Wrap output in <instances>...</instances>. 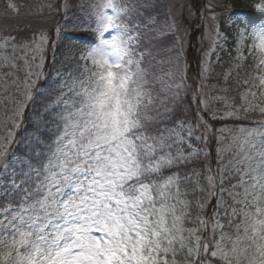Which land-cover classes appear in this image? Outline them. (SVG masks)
<instances>
[{
    "label": "snow or ice",
    "instance_id": "obj_1",
    "mask_svg": "<svg viewBox=\"0 0 264 264\" xmlns=\"http://www.w3.org/2000/svg\"><path fill=\"white\" fill-rule=\"evenodd\" d=\"M250 8L7 0L0 264H264V0Z\"/></svg>",
    "mask_w": 264,
    "mask_h": 264
},
{
    "label": "trees",
    "instance_id": "obj_2",
    "mask_svg": "<svg viewBox=\"0 0 264 264\" xmlns=\"http://www.w3.org/2000/svg\"><path fill=\"white\" fill-rule=\"evenodd\" d=\"M21 2L25 3V4H28V5H32V4H35V3H38L39 0H21ZM200 2L202 3L203 0H200ZM5 6H6V1L4 0H0V18L3 17V13H4V10H5ZM232 6L237 10V12H240V13H247V12H251L253 11L250 6H244L240 3V0H233L232 1ZM240 8H244L242 10H240ZM31 19V17L28 15V9L25 8L24 12L21 14V16L13 21L14 23H19L21 26L23 25H26L29 20ZM57 57L59 59H63V57L57 53Z\"/></svg>",
    "mask_w": 264,
    "mask_h": 264
},
{
    "label": "rangeland",
    "instance_id": "obj_3",
    "mask_svg": "<svg viewBox=\"0 0 264 264\" xmlns=\"http://www.w3.org/2000/svg\"><path fill=\"white\" fill-rule=\"evenodd\" d=\"M4 1L7 2V0H4ZM232 1L233 0H221V3H226L227 5H229L231 11L237 12V10L232 6ZM240 3L246 7V6L251 5L252 0H240ZM242 9L244 8H240V10ZM237 13H240V12H237ZM221 56L223 57V59L221 60V64L216 67V72L220 74V78H222L223 72L227 71L231 63L227 55H225L224 53H221ZM212 83H216V80L213 79ZM236 89H237V85L234 82H232V86L231 88H229V95H236Z\"/></svg>",
    "mask_w": 264,
    "mask_h": 264
}]
</instances>
